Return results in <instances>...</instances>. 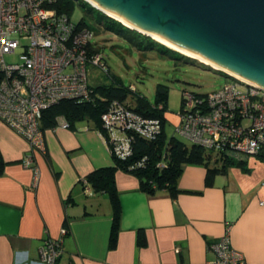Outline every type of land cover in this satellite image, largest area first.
I'll list each match as a JSON object with an SVG mask.
<instances>
[{"label":"crops","instance_id":"1","mask_svg":"<svg viewBox=\"0 0 264 264\" xmlns=\"http://www.w3.org/2000/svg\"><path fill=\"white\" fill-rule=\"evenodd\" d=\"M44 136L46 153H34L35 185L23 164L28 142L0 124V264H41L46 240H58L64 228L57 264H210V245L228 229L246 264H264V156L230 166L209 186L204 165L186 164L175 197L149 195L135 174L118 170L121 218L110 247V194L87 182L95 170L115 165L106 136L88 121Z\"/></svg>","mask_w":264,"mask_h":264},{"label":"built area","instance_id":"2","mask_svg":"<svg viewBox=\"0 0 264 264\" xmlns=\"http://www.w3.org/2000/svg\"><path fill=\"white\" fill-rule=\"evenodd\" d=\"M57 3L0 0V124L28 142L30 153L23 164L33 170L35 185L40 172L34 153H46L44 111L64 100H93L88 68L104 61L94 51V33L60 13ZM232 80L203 96L185 91L175 130L215 160L241 162L264 156V90ZM101 118L116 158L133 156L135 136L152 142L162 134L159 118L146 117L119 101H111ZM58 126L69 127L63 118ZM115 131L123 136H115ZM67 233L64 228L61 238L46 240L41 264H57ZM210 249L215 254L210 264H246L232 246L230 229Z\"/></svg>","mask_w":264,"mask_h":264},{"label":"trees","instance_id":"3","mask_svg":"<svg viewBox=\"0 0 264 264\" xmlns=\"http://www.w3.org/2000/svg\"><path fill=\"white\" fill-rule=\"evenodd\" d=\"M74 0H58L56 5L60 13H65L70 19L74 11ZM101 21L107 19L112 24H106L104 28L110 30L126 39L133 46L142 49L159 48L160 51L179 54L174 50L164 46L161 43L134 31L116 19L100 13ZM72 21V20H71ZM73 22V21H72ZM83 23H80L81 25ZM83 26H85L83 24ZM160 47H163L160 48ZM98 52V50H94ZM103 60L105 58L103 56ZM116 84L92 86L93 100L81 102L78 100H64L59 104L52 106L44 111L42 117V129H50L59 125L60 119H65L73 128L77 123L88 121L94 128L100 130L107 138L109 135L102 126V114L105 112L111 101L124 102L130 93V88L124 86L122 82L113 78ZM137 90L135 91V93ZM184 93V92H183ZM197 95H206L198 94ZM169 87L163 84L158 85L154 103H150L145 98L138 96V106L132 108L138 113L150 118H159L162 122V134L156 141H147L135 136L133 140L134 154L128 159L114 157L115 165L95 170L87 177V182L96 192H107L110 194L113 227L110 240V247L116 242L120 227L121 207L119 196L115 188V176L118 170H124L135 174L140 181V188L149 195H156L161 191H167L172 197L178 192L179 179L183 173L186 164H200L207 169L206 185H211L216 175L226 174L228 168L232 165L243 166L244 161L231 162L213 159L210 153L203 148L192 144L188 146L183 142L172 137L169 141L166 139L165 127L167 123L166 113L168 108ZM183 102V96H182ZM182 102L181 108L182 110ZM128 106V105H127ZM160 106H162L160 108ZM1 164V161H0ZM139 164V165H138ZM68 230V229H67Z\"/></svg>","mask_w":264,"mask_h":264},{"label":"water","instance_id":"4","mask_svg":"<svg viewBox=\"0 0 264 264\" xmlns=\"http://www.w3.org/2000/svg\"><path fill=\"white\" fill-rule=\"evenodd\" d=\"M84 1L138 33L223 68L213 69L230 79L264 90V0Z\"/></svg>","mask_w":264,"mask_h":264},{"label":"rangeland","instance_id":"5","mask_svg":"<svg viewBox=\"0 0 264 264\" xmlns=\"http://www.w3.org/2000/svg\"><path fill=\"white\" fill-rule=\"evenodd\" d=\"M73 2L74 11L71 20L75 24L83 23L85 26L83 24L81 26L89 28L94 33L92 39L94 48L105 58L102 65L88 68L90 85L93 87L111 85L116 84L113 78L119 80L125 87L130 88V93L123 103L132 108L138 106V96L154 103L158 85L168 86L167 113L169 120L165 127L166 139L169 141L175 137L191 146V141L176 133L175 130L176 114L181 108L183 92L208 94L233 80L180 52L177 55L165 52L163 47H160L163 51H160L159 48L140 50L123 37L104 28L106 24H112V22L107 19L101 21L100 11L84 0H74ZM7 60L16 62L17 59L9 57ZM237 86L245 87L239 83ZM134 89L137 90L136 93Z\"/></svg>","mask_w":264,"mask_h":264},{"label":"bare ground","instance_id":"6","mask_svg":"<svg viewBox=\"0 0 264 264\" xmlns=\"http://www.w3.org/2000/svg\"><path fill=\"white\" fill-rule=\"evenodd\" d=\"M89 1H90L93 5H96V6H97V4H95V3L92 2L91 0H89ZM108 14H109L112 18L116 19L117 21H118V20H121V19H119L118 16H116V15H114V14H111V13H108ZM123 22H124L125 26H127V27H129V28H133L132 25L128 24V23L125 22V21H123ZM154 39H155L156 41H158L159 43L163 44L164 46H166V47H168V48H170V49H172V50H174V51H176V52H180L181 54L186 55V56H188V57H190V58L196 59V60H198L199 62H201V63H203V64H206V65H208V66H210V67H212V68H214V69H216V70H223V68H219V67H217V66H214V65L210 64L209 62H207L206 60H204V59H202V58H200V57L190 55V54H188V53H186V52H184V51H182V50H180V49H178V48L172 46L171 44H169L168 42H166L165 40H163V39H161V38H158V37L154 36ZM228 72H229V71H228ZM229 73L232 74V75H234V74L231 73V72H229ZM234 76H236V77L239 78V79H242L241 77H239V76H237V75H234Z\"/></svg>","mask_w":264,"mask_h":264}]
</instances>
